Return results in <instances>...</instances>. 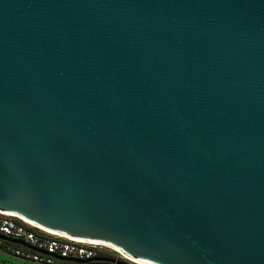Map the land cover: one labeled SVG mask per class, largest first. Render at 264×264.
Listing matches in <instances>:
<instances>
[{"label": "water", "instance_id": "water-1", "mask_svg": "<svg viewBox=\"0 0 264 264\" xmlns=\"http://www.w3.org/2000/svg\"><path fill=\"white\" fill-rule=\"evenodd\" d=\"M0 211L264 264V0H0Z\"/></svg>", "mask_w": 264, "mask_h": 264}, {"label": "built area", "instance_id": "built-area-1", "mask_svg": "<svg viewBox=\"0 0 264 264\" xmlns=\"http://www.w3.org/2000/svg\"><path fill=\"white\" fill-rule=\"evenodd\" d=\"M0 235L22 241L35 249L9 242L6 244L0 240V254L17 258L25 264H60L58 258L92 261L103 253H112L102 246L76 243L52 236L2 213H0Z\"/></svg>", "mask_w": 264, "mask_h": 264}, {"label": "bare ground", "instance_id": "bare-ground-1", "mask_svg": "<svg viewBox=\"0 0 264 264\" xmlns=\"http://www.w3.org/2000/svg\"><path fill=\"white\" fill-rule=\"evenodd\" d=\"M0 213H2L4 215H7V216H10V217H13V218H16V219H18V220H20L22 222L28 223L29 225H31V226H33V227H35V228L47 233V234H50L52 236H56V237H59V238L70 240V241H73V242H76V243L97 245V246L105 247L107 249H111L110 250L111 252L114 251L115 253L120 255L119 257H121L124 260H127V262H129L131 264H148L146 262L135 260V259L129 257L128 255H126L122 251H120L119 249H117L114 246H111L109 244H106V243H103V242H98V241H87V240H80V239L71 238V237L65 236V235L60 234V233H56V232H53V231H49V230L43 229V228H41V227H39V226H37V225L25 220L24 218H22L21 216L17 215L16 213H9V212H4V211H0ZM114 252H112V253H114Z\"/></svg>", "mask_w": 264, "mask_h": 264}, {"label": "flooded vegetation", "instance_id": "flooded-vegetation-1", "mask_svg": "<svg viewBox=\"0 0 264 264\" xmlns=\"http://www.w3.org/2000/svg\"><path fill=\"white\" fill-rule=\"evenodd\" d=\"M111 255H115L114 253H103L101 254L96 260H92L93 262L90 264H118L119 262L125 263L124 259L120 258L115 260ZM84 261V260H81ZM129 263V262H128ZM60 264H76V263H67V262H60Z\"/></svg>", "mask_w": 264, "mask_h": 264}, {"label": "rangeland", "instance_id": "rangeland-1", "mask_svg": "<svg viewBox=\"0 0 264 264\" xmlns=\"http://www.w3.org/2000/svg\"><path fill=\"white\" fill-rule=\"evenodd\" d=\"M109 250H111V249H109ZM112 252H114V251H112ZM116 254L117 253H115V255H111V256L115 260H118L120 255H118V254L116 255ZM123 262H125L127 264H131V263H128L127 260H125ZM0 264H25V263L22 262L21 260L17 259V258H13V257L7 256V255L0 254Z\"/></svg>", "mask_w": 264, "mask_h": 264}, {"label": "trees", "instance_id": "trees-1", "mask_svg": "<svg viewBox=\"0 0 264 264\" xmlns=\"http://www.w3.org/2000/svg\"><path fill=\"white\" fill-rule=\"evenodd\" d=\"M5 242V241H4ZM6 244H8L7 242H5Z\"/></svg>", "mask_w": 264, "mask_h": 264}]
</instances>
